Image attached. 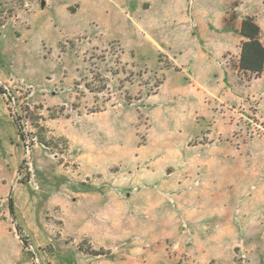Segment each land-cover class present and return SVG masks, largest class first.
<instances>
[{"label": "rangeland", "instance_id": "374dc122", "mask_svg": "<svg viewBox=\"0 0 264 264\" xmlns=\"http://www.w3.org/2000/svg\"><path fill=\"white\" fill-rule=\"evenodd\" d=\"M121 2L111 26L85 0H0V264H264V71H240L237 28L264 44V0L197 2L174 50L216 30L226 75L176 91V31L149 40Z\"/></svg>", "mask_w": 264, "mask_h": 264}, {"label": "crops", "instance_id": "0c3cea01", "mask_svg": "<svg viewBox=\"0 0 264 264\" xmlns=\"http://www.w3.org/2000/svg\"><path fill=\"white\" fill-rule=\"evenodd\" d=\"M124 1L126 2L127 0ZM198 1L199 0H195L192 11H186V8L189 9V0H132V5L136 8L132 16L133 27L136 30H147L146 33L149 36V40L156 41L151 34L152 29H159V31H164V33L170 31L172 36V32L176 31V33H174V36L176 34V38L170 37L169 40H167L169 43H165V46L171 47L169 52H167L172 61V69L178 67L180 70L178 73H175L174 78L181 83L171 84L169 88L173 89V91L182 89L186 85H196L204 89L214 82L221 85L224 82L223 79L226 75L225 71L222 69L219 57L223 55L224 51L229 49V46L228 44L222 43L223 36L218 32H215L216 30H213L208 37L209 44H215V48L208 46L209 48H203L199 53H196L193 49H189V46L183 51L182 49H180L179 52L174 50L175 46L178 45L175 40L178 38L179 31L185 30L186 27L180 21L184 19V21L189 20L190 22L194 21L196 23V15L201 14L199 7H196ZM85 2L88 3L85 5L89 7L92 14L90 17H94V19H96V17H101V19L104 20V23H108L111 26L119 25L121 23L118 22V19H116L115 22H113L112 19L113 16L118 17V15L123 14L124 4L121 0H85ZM97 6L99 8L98 12L96 10ZM109 6L119 7V11L115 8H109ZM132 9L134 10V8ZM223 20L224 16L221 18L219 16V20H217L216 23L217 26L212 28H223ZM242 22L243 18H240L239 26L237 25V28H240ZM187 27H189V24H187ZM261 29L263 30V28ZM158 46L161 47V44ZM193 57H195L196 60L193 61H197L196 63L190 61ZM199 65L201 68H197ZM182 80L184 81L182 82ZM167 81L161 85V89H164L169 85ZM160 94L161 92L157 93L156 96L158 97Z\"/></svg>", "mask_w": 264, "mask_h": 264}, {"label": "trees", "instance_id": "16d2710c", "mask_svg": "<svg viewBox=\"0 0 264 264\" xmlns=\"http://www.w3.org/2000/svg\"><path fill=\"white\" fill-rule=\"evenodd\" d=\"M240 34L243 41L239 69L245 74L259 75L264 71V44L261 40V29L253 17L243 20ZM10 210L15 217L13 205Z\"/></svg>", "mask_w": 264, "mask_h": 264}]
</instances>
